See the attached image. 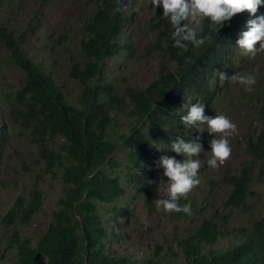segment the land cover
<instances>
[{
    "label": "trees",
    "instance_id": "trees-1",
    "mask_svg": "<svg viewBox=\"0 0 264 264\" xmlns=\"http://www.w3.org/2000/svg\"><path fill=\"white\" fill-rule=\"evenodd\" d=\"M12 1L0 0V111L12 114L4 129L0 123V192L12 191L9 206L0 210V244L13 257L11 264H138L131 255L109 252L120 236L109 223L131 215L119 206L130 186L149 213L158 211L155 200L167 192L153 178L151 157L182 160L171 150L177 136L204 146L207 126L202 132L188 129L180 119L187 114L184 106L193 103L205 105L210 117L230 105L240 129L230 145L240 149L243 142L246 154L237 166L226 161L219 176L201 164L199 185L179 201L191 205V214L160 209L169 220L188 223L187 232L179 235L176 225L172 242L156 243L139 264H264V216L251 203L257 184H264V53L250 59L225 42L237 15L220 28L206 19L202 35H211L212 42L184 50L174 46V28L151 0H131L129 13L126 0H78V26L41 29L40 40L33 38L37 29L29 31L38 22L36 12L20 22ZM131 25L145 41L136 58L155 65L144 85L127 83L124 71L134 61L130 41L120 46ZM30 39L36 49L27 46ZM111 60L117 64L110 68ZM58 66L63 80L54 73ZM9 70L20 72L17 82L9 81ZM217 71L228 78L221 80ZM236 73L256 75L251 92L231 81ZM64 80L73 83L74 95ZM243 122L256 124L244 138ZM25 131L22 153L30 160L19 157L11 164L9 140ZM57 190L44 231L28 232ZM225 239V249L211 248Z\"/></svg>",
    "mask_w": 264,
    "mask_h": 264
},
{
    "label": "clouds",
    "instance_id": "clouds-1",
    "mask_svg": "<svg viewBox=\"0 0 264 264\" xmlns=\"http://www.w3.org/2000/svg\"><path fill=\"white\" fill-rule=\"evenodd\" d=\"M50 3L51 0H47L45 2L43 0H36L35 5L29 12L20 13L21 8L19 3L16 0L12 1L16 10L15 16L16 18L21 19L20 22L27 19L28 16L32 15L34 12L45 8ZM130 3L131 0L125 1L126 13H129L128 8ZM151 5L154 8L162 6V17L167 19L174 28V46L177 48L187 50L188 44H191L196 48H200L205 45L206 42L211 43V35H202L204 32L203 22L207 19L210 21L211 26H219L220 28L225 22L230 21L235 15H237L236 19L230 24L233 25V27L225 34V42L232 48H237L241 56L248 57L250 59L257 58L261 55V53H264V0H151ZM77 8L79 12L80 9L78 4ZM182 21H186L183 26H181ZM33 25L35 27L29 25V31L37 29L38 32L33 36V38L40 40V36L43 35L44 30L39 28L38 22ZM134 27L135 25H131L126 29L125 38L121 41L120 46L125 48V45L128 41H130L133 56L136 58L133 40L135 38H139L133 32ZM32 35L33 34L30 36L32 37ZM142 43V48H144L145 41H142ZM29 44H31L32 48L36 49L37 43L35 42V44H33L32 39L27 42V46ZM131 62L134 61L127 62V68L128 64ZM124 71L127 73V69ZM217 75L221 80L228 78L226 74L222 72L217 71ZM230 79L234 83L243 85L248 92L253 90V86L256 83L255 74L241 75L236 73L231 76ZM182 103L183 101L178 103L177 109ZM184 107L187 108V114L182 115L180 119L185 128L201 131V126L206 125L207 131L210 134H215V138L210 141L211 158L207 161L208 165L215 168L219 164H222L231 155L229 137L237 131V122L239 121L236 117L234 118V110L230 109L229 105L227 108L219 112L213 110L212 117H210L205 114V105L201 103H193L188 106L185 105ZM228 117L231 118L234 123ZM241 124L244 130L243 138L247 132H252V129L256 127V124L254 123L243 122ZM248 125L251 126L249 127ZM166 130L170 132L169 128H166ZM12 138L13 137H11L10 140ZM198 139L199 138H197V140ZM240 146H243V142ZM163 148L164 147L162 145L157 146V149L160 151ZM171 150L178 155H182L183 159L177 160L175 157L161 155H156V157H151L150 159V163H152V170H154L153 178L158 180L161 187L162 184L166 185L167 192L166 198H159L155 200V204L158 210L163 209V211L168 214H171L172 212H183L190 215L191 205H181L179 201L181 199L186 200L188 194L200 183L198 179V171L201 166L200 161L202 160L203 146L196 140L186 142L183 138L177 136L176 140L171 144ZM244 153L246 154L245 151H243V155H245ZM158 173L167 177V183L161 181V177L158 176ZM131 188L133 187L130 186L128 188L127 194L130 193ZM255 190L257 191V187ZM133 192L137 194L134 189ZM260 194H262V192L257 191L254 196H258ZM137 197L142 200L138 194ZM213 199L214 203L219 204L222 198L218 200L215 198ZM125 207H127L130 211V207L128 205H125ZM110 208L111 206L107 207L108 210H110ZM110 215L111 217L115 216L114 213H111ZM122 218L127 217L118 215L117 220ZM118 223V221L115 222L112 220L109 223V230L110 227L116 229Z\"/></svg>",
    "mask_w": 264,
    "mask_h": 264
},
{
    "label": "rangeland",
    "instance_id": "rangeland-1",
    "mask_svg": "<svg viewBox=\"0 0 264 264\" xmlns=\"http://www.w3.org/2000/svg\"><path fill=\"white\" fill-rule=\"evenodd\" d=\"M16 1L20 5V13L29 12L36 2V0ZM77 2L78 0H51V3L45 8L36 11V17L39 28L44 29L67 27L75 29V25L77 27L79 22ZM133 47L135 54H139L143 49L142 41L135 38L133 40ZM116 64L117 61L113 60L110 61L109 66L111 68V66H115ZM57 70L58 73L54 69L56 78H59V80H63L64 73L62 72L59 66ZM154 70L155 65L152 59L134 58V62L128 64L126 73L127 83L144 85L151 80ZM7 75L10 82H17L20 77V72L16 70H9L7 72ZM64 87L69 93L73 95L75 94L73 83L64 80ZM2 112L0 111V122L3 121L2 126L4 129V126L8 125L9 121L12 120V118L10 117L12 114L6 108L2 110ZM229 119L233 122L231 118ZM248 126L250 127L251 125ZM236 129L237 131L229 137L230 143H233L236 141V139H238L240 129L238 128V126ZM214 138L215 134H210L207 141L205 142L203 146L205 156H202V160L200 161V163L204 165V163L206 162V170L215 173V176H219L221 173H223L225 169L226 161L230 162L234 166H237L239 161L243 159V146H241L240 149L233 150L231 148L230 157L222 164H219L217 167L212 168L208 165L207 161L211 158L210 141ZM26 145H28L26 131L24 132V136L22 138L13 137L10 140V145L7 149V152L12 155L9 158L11 164H14V159H18L19 157L26 161L30 160L29 154L22 153L23 149L26 148ZM14 153L18 154L16 155ZM158 176L161 177V181L167 183V177L163 176L160 173H158ZM1 177L3 179L7 178V174L3 171ZM44 187L47 188L46 185ZM162 188L166 189V185L162 184ZM162 188L160 187V194L164 192ZM201 188L205 189V193L206 187L202 186ZM257 191H261L262 196L259 201L257 196H253L251 199V203L255 202L258 207L257 209H254L255 213H259L261 214L260 216H264V184H258ZM58 192L59 190L54 191L55 194L50 195L51 200L48 202V204H46L43 211L34 219V223L32 227L28 230V232H32L34 235H39L44 231L48 221L50 220V209L52 208V203L57 197L56 193ZM216 193L218 196L216 195L214 198L218 200L221 198L222 189L217 190ZM10 197H12L11 187H9L8 189H4L2 190V192H0V210H3L9 206ZM125 205H128L130 207L132 213L128 218H122L118 220L119 224H117V228L121 227L120 229H118V231L116 229H113V227H110V230L113 229L112 231L118 233L120 236L115 241L109 244V252L117 256H121L124 254L131 255L132 258L136 260L138 264L140 263L142 258H144L148 254H151L156 249V243H160L162 240H164V238H167L168 241L172 242L174 237V227L176 225L177 232L179 235L185 234L187 232V228L189 227L188 223H179L173 220H169L162 214L161 210H158L154 213H149L143 207L142 200L138 198L137 194L133 192V188L130 189V193H128L124 197L122 202L119 203V206L125 207ZM4 233V229H2V227L0 226V238L4 235ZM227 246L228 240L225 239L219 240V242L215 243L214 245H211V248L213 250L225 249ZM0 258V264H11L13 262V257L9 253L3 251V247L1 246V244Z\"/></svg>",
    "mask_w": 264,
    "mask_h": 264
}]
</instances>
